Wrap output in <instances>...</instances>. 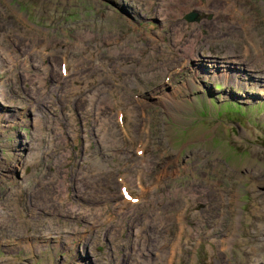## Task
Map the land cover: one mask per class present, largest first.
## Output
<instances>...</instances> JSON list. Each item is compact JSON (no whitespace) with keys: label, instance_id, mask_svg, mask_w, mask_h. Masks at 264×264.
I'll use <instances>...</instances> for the list:
<instances>
[{"label":"rangeland","instance_id":"374dc122","mask_svg":"<svg viewBox=\"0 0 264 264\" xmlns=\"http://www.w3.org/2000/svg\"><path fill=\"white\" fill-rule=\"evenodd\" d=\"M0 264H264V0H0Z\"/></svg>","mask_w":264,"mask_h":264},{"label":"bare ground","instance_id":"6f19581e","mask_svg":"<svg viewBox=\"0 0 264 264\" xmlns=\"http://www.w3.org/2000/svg\"><path fill=\"white\" fill-rule=\"evenodd\" d=\"M189 2H192V1H189ZM183 3V2H182ZM180 6H182L181 7V9H183L185 12H187V11H189V10H191V7H192V4L191 3H189L188 5H186L185 3H183V5L182 4H180V3H178ZM167 5H169L168 3H167ZM171 5V4H170ZM171 7V6H170ZM175 7V6H174ZM171 9V8H170ZM177 9V8H176ZM180 9V10H181ZM173 10H174V8H173ZM170 11V10H169ZM168 11V12H169ZM177 12V11H176ZM170 13H171V11H170ZM173 14V13H172ZM193 14H195V13H193ZM179 15V14H178ZM191 15V14H190ZM21 16V15H20ZM187 16H189V15H187ZM187 16H186V20H187ZM21 18H22V16H21ZM125 18V17H124ZM129 20V19H128ZM26 21V20H25ZM188 21V20H187ZM200 21V20H199ZM199 21H197V22H199ZM132 22V21H131ZM189 23H195V22H190V21H188ZM38 34H40V33H38ZM88 36H91V35H88ZM39 38V37H38ZM43 38V37H42ZM248 39L249 40H251L252 39V36L251 35H249L248 36ZM43 43V42H42ZM53 43V42H52ZM47 44V43H46ZM252 44H253V42H252ZM48 45V44H47ZM53 45V44H52ZM50 46V45H49ZM54 47H56V46H54ZM54 47L53 48H51V49H54ZM47 47L45 46V49H46ZM255 49H256V47H255ZM42 50V49H41ZM45 51V50H44ZM44 51H43V54H44ZM40 53V52H39ZM42 53V52H41ZM49 53V52H48ZM52 54V53H51ZM41 55V54H40ZM212 55V54H211ZM49 56V55H48ZM52 56V55H51ZM64 57H66V56H64ZM68 57V56H67ZM45 58V57H44ZM214 58V57H213ZM65 60H67V59H64V61ZM82 60V59H81ZM200 60H201V58H200ZM66 62V61H65ZM213 62H215V61H213ZM226 62H227V65H228V67L226 66L225 68H224V78H225V80L228 82V83H231V81H232V77H231V74H233L234 73V70H235V68H236V63H235V61L234 60H226ZM65 65H66V63H64ZM65 65H61V72H62V75L63 76H67V69H66V66ZM213 67L215 68L214 70H216V69H218V67L220 68L221 66L220 65H218L217 63H213ZM223 67V66H222ZM42 81L44 80L43 78L41 79ZM113 92V91H112ZM119 99V98H118ZM107 100V99H106ZM212 100V99H211ZM109 101V100H108ZM122 101V100H121ZM117 102H119V101H117ZM110 103H112V102H110ZM211 103H212V101H211ZM117 117H118V115H117ZM119 121L121 122V121H123V115L120 113V115H119ZM18 133V132H17ZM20 135V134H19ZM25 140V139H24ZM26 141V140H25ZM20 143V142H19ZM23 143V142H22ZM146 143H148V142H146ZM144 146V145H143ZM22 148V147H21ZM138 150H140V149H138ZM18 151V150H17ZM20 152V151H19ZM143 152H144V149L142 150V152L140 151V154H143ZM21 153V152H20ZM19 155V154H18ZM141 179L140 180H138L136 183H138V185L140 186V185H142L143 186V179H142V177L141 176H139ZM123 181H125V186L123 187V197H124V199L126 200V202L127 203H129V204H136V201H139V199L138 198H136V197H134V191L132 190V186L129 184V182H127L125 179H122ZM181 216H179V218H180ZM60 237V236H59ZM60 239V238H59ZM55 240V239H54ZM58 240V239H57ZM67 240V239H66ZM65 240V241H66ZM68 240H69V238H68ZM67 242V241H66ZM167 259V258H166Z\"/></svg>","mask_w":264,"mask_h":264},{"label":"water","instance_id":"95a60500","mask_svg":"<svg viewBox=\"0 0 264 264\" xmlns=\"http://www.w3.org/2000/svg\"><path fill=\"white\" fill-rule=\"evenodd\" d=\"M187 20L190 22H197L200 20V18L197 14H191V15L187 16Z\"/></svg>","mask_w":264,"mask_h":264}]
</instances>
